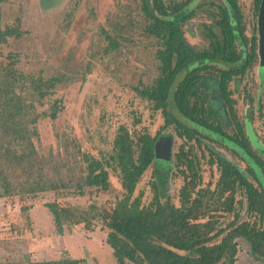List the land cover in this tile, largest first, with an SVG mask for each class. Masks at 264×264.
Masks as SVG:
<instances>
[{"label":"trees","instance_id":"obj_1","mask_svg":"<svg viewBox=\"0 0 264 264\" xmlns=\"http://www.w3.org/2000/svg\"><path fill=\"white\" fill-rule=\"evenodd\" d=\"M139 1L146 20L143 31L154 37L158 46L155 56L159 74L151 86L138 92L152 104L154 111L161 113L164 120L161 130L173 126L176 136L184 139L178 151L172 153V144L168 160L158 164V139L168 138L172 142V137L160 136V131L153 137L148 133L132 137L120 126L107 158L82 156L84 175L75 186L48 176L31 141L34 132L28 129L36 119L29 120L31 111H24L20 95L11 92L22 76L13 68L16 62L9 55L10 62L0 70V198L19 196V202L24 203L28 197L48 192L58 198L71 194L83 196L85 188L107 191L109 174L114 173L124 193L110 208L92 202L83 209L57 199L44 204L57 235H63L65 227L79 225L92 232L96 222H100L107 231L105 243L112 250L116 264H234L235 240L242 238L249 246L253 264H264V190L253 169L254 164L264 179V158L248 141L229 90V83L237 77L243 78L254 65H259V74L263 71L258 31L263 0H254L257 36L250 37L246 35L237 0H205L196 6L198 13L186 6L198 0L168 6L162 0ZM200 12L206 21L199 23L203 46L195 48L186 40L183 25L194 18L200 20ZM21 36L17 28H0V45L6 44L8 38ZM54 82L53 79L33 82V90L43 98ZM211 86L219 96L218 109L210 105ZM54 108L49 114L51 119L56 118L59 109ZM173 109L183 120L176 117ZM184 120L200 126L206 133L184 125ZM203 139L229 150L245 164L244 169L205 146L207 164L210 168L215 166L219 174L216 180L210 175L211 180L203 186L195 145L190 144L194 140L201 148ZM151 166L155 177L150 184L153 194L145 205L143 193L135 195V191ZM170 172L180 176L183 182L177 205L158 188ZM236 194L241 198L236 199ZM242 198L248 220L238 222L235 205L242 207ZM29 209L25 204L20 207L24 213ZM223 214H233L234 219L221 228L219 219ZM80 263L81 260L72 259L64 252L58 260L29 264Z\"/></svg>","mask_w":264,"mask_h":264},{"label":"rangeland","instance_id":"obj_2","mask_svg":"<svg viewBox=\"0 0 264 264\" xmlns=\"http://www.w3.org/2000/svg\"><path fill=\"white\" fill-rule=\"evenodd\" d=\"M203 1L186 6L198 13L196 6ZM162 2L168 6L186 0ZM237 2L247 37L257 36L254 0ZM202 13H199L200 20L194 18L183 25L186 40L195 48L203 46L199 24L205 21ZM145 25L139 0H4L0 4V28L12 27L22 32L20 38H8L6 44L0 45V70L10 62L8 56L12 55L11 59L16 62L13 68L22 77L11 92L20 95L24 111H31L29 120L36 119L28 129L34 132L31 141L48 176L75 186L84 175L82 156L107 158L120 126L132 137L142 133L153 137L160 131V136L172 137V153L178 151L184 139L176 136L173 126L161 130L164 123L161 113L154 111L152 104L138 92L151 86L159 74L155 56L158 46L154 37L144 33ZM259 40L260 43L261 35ZM262 69L259 74V65H254L243 78L232 80L229 90L248 141L264 158V66ZM50 79L55 80L54 86L48 89L46 96L39 98L33 90V82ZM209 89L210 105L218 109L217 92L213 86ZM43 91L47 90L43 87ZM54 107L59 109L56 118L51 119L49 114L56 109ZM173 111L183 120L175 109ZM183 123L206 133L189 120ZM165 141L169 139H158L157 150ZM190 144L195 145L203 186L211 178L216 180L219 174L215 166L210 168L207 164L205 146L224 155L240 169L245 167L229 150L214 142L203 139L201 148L194 140ZM12 146L18 147L16 143ZM157 150V163L166 162L159 158ZM253 169L264 190V179L254 164ZM153 172L152 166L145 171L135 191V195L143 193L145 205L152 199ZM109 182L107 191L85 188L83 196L71 194L56 198L48 192L28 197L24 203L19 202V196L0 198V264L58 260L64 252L72 259L81 260L80 264H116L112 250L105 243L107 231L100 222H96L92 232L79 225L65 227L63 235H57L52 217L44 207L45 203L57 199L83 209L92 202L110 208L124 191L114 173L109 174ZM182 183L180 176L170 172L158 188L177 205ZM240 198L236 194V199ZM242 201V207L235 205L238 222L248 220L245 199ZM22 204L30 206L26 213L20 210ZM233 219V214H223L219 226L224 228ZM235 241L234 264H253L246 241L242 238Z\"/></svg>","mask_w":264,"mask_h":264},{"label":"water","instance_id":"obj_3","mask_svg":"<svg viewBox=\"0 0 264 264\" xmlns=\"http://www.w3.org/2000/svg\"><path fill=\"white\" fill-rule=\"evenodd\" d=\"M258 31H259V36L261 35V42L259 43L260 44L259 51H260V56H261L260 58L264 59V0H263V4L261 6V10L258 16ZM217 98L219 100L218 95H217ZM171 145H172V142L169 140V141H165L164 143H162V145L158 148L157 155L158 156L159 154L161 155V157L159 156L160 159L168 160L171 154Z\"/></svg>","mask_w":264,"mask_h":264}]
</instances>
